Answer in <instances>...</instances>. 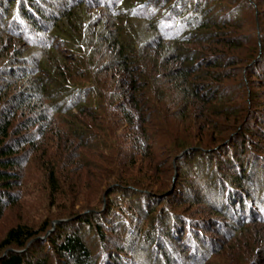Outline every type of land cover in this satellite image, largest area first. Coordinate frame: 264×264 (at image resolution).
<instances>
[{"label": "trees", "instance_id": "1", "mask_svg": "<svg viewBox=\"0 0 264 264\" xmlns=\"http://www.w3.org/2000/svg\"><path fill=\"white\" fill-rule=\"evenodd\" d=\"M261 89L264 0H0V264H264Z\"/></svg>", "mask_w": 264, "mask_h": 264}, {"label": "rangeland", "instance_id": "2", "mask_svg": "<svg viewBox=\"0 0 264 264\" xmlns=\"http://www.w3.org/2000/svg\"><path fill=\"white\" fill-rule=\"evenodd\" d=\"M251 76H253V77H250L251 78V84H249L250 86H251V88H253V89H255V90H257L258 89V85H260L262 82L261 81H257V79H253V78H256L254 75H251ZM238 78H239V75H238ZM226 83L228 84L226 87L229 89V91L231 92V103L230 104H238V105H240V104H242L241 103V100L240 99H238L237 98V96H241V94H243V89H238V88H236V81H235V76H233V79H232V77L231 78H229L227 81H226ZM111 92H114V95H116V97L115 98H117L118 97V95H119V92L118 91H116L115 89H112L111 90ZM260 92V91H259ZM111 95V93L109 94V96ZM107 97V99H105L104 101H105V104L102 106L101 105V102L102 101H100V106H102V112L104 113V115H105V120H110V121H115V118H118L119 116H120V113H119V110H117L116 108H115V105H114V101H116V100H118V99H115V98H113V97ZM243 98V97H242ZM258 102H260L261 104H264V89H261V92H260V94H259V97H258ZM112 102V103H111ZM263 112H264V107H263ZM255 114H257L256 113V110H253L252 111V113H250V114H248V117H249V119L252 117V116H254ZM232 115H233V112H228V115L227 116H224V117H219V121H218V124H217V127L216 128H218L217 130L219 131V130H221V131H225L226 130V128H224L223 126H227V125H229L232 121H231V118H232V120H233V118L234 117H232ZM247 117V118H248ZM248 119V120H249ZM220 127H222V128H220ZM121 131H122V129H121ZM159 144L160 145H164V147H169V145L171 144V140L169 139V138H162V140H159ZM225 146H227L226 144H224L222 147H225ZM259 162V161H258ZM260 162H264V160H260ZM168 181H169V179H167ZM174 189V188H173ZM234 192H236V191H234ZM234 195H236V196H239V193H234V194H231V193H229V192H226V194H225V199H227L229 196H234ZM202 207H204V206H202ZM196 209L198 208H201V207H195ZM34 209H35V207H34ZM10 216H12V215H10ZM202 216H204V217H209V218H215V216H214V214H212V213H205L204 215H202ZM13 217H7L1 224H0V231L1 230H3V228H5L6 226H9V224L11 223H13ZM209 233H211V232H209Z\"/></svg>", "mask_w": 264, "mask_h": 264}, {"label": "water", "instance_id": "3", "mask_svg": "<svg viewBox=\"0 0 264 264\" xmlns=\"http://www.w3.org/2000/svg\"><path fill=\"white\" fill-rule=\"evenodd\" d=\"M176 176H177V174L175 175V179H176ZM49 233H50V232H49ZM49 233H48V234H49Z\"/></svg>", "mask_w": 264, "mask_h": 264}]
</instances>
